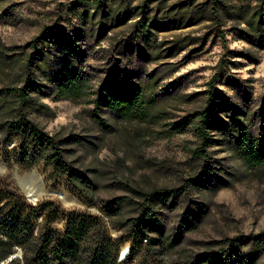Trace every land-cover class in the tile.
<instances>
[{
    "label": "rangeland",
    "instance_id": "374dc122",
    "mask_svg": "<svg viewBox=\"0 0 264 264\" xmlns=\"http://www.w3.org/2000/svg\"><path fill=\"white\" fill-rule=\"evenodd\" d=\"M75 1H0V53L8 60L0 75V89L23 85L21 62L29 53L26 44ZM204 1L105 0L103 36L97 35L99 13L93 23L86 24L77 16L63 14L61 33L86 54L83 67L90 90L95 91L108 75H119L120 83L141 87L152 104L147 116L132 120L116 119L104 110L100 113L103 127L93 118L91 93L65 98L45 82L48 89L34 95L37 105L25 106L30 120L68 141L66 158L96 183V191L86 198L40 153L8 131L5 121L19 107L15 98H8L0 109V209L6 204L25 205L31 210L34 235L46 218L64 232L68 213L98 215L106 233L119 244L118 264H185L202 251L218 249L228 239L264 233V163L246 162L220 127L209 130L208 164L213 176L207 179V187H187L184 194L155 207L164 227L161 234L151 233L135 243L130 230L131 219L140 211L136 191L179 188L199 175L202 162L193 152L200 142L189 116L203 109L208 83L219 66L217 121L230 122L236 111L246 120L251 139L264 143V48L250 46L229 32L228 22L226 48L245 55L232 58L215 25L202 20L204 14L191 18ZM136 23L150 25L148 41L134 36ZM21 183L35 186L36 194L29 196ZM43 190H62L77 203L65 206ZM115 198L122 199L123 212L109 220L104 204ZM189 212L195 219L187 218ZM183 220L194 228L182 229ZM150 239L158 242L149 247ZM124 246L129 247L130 256L120 261ZM251 249V242L246 243L243 255ZM255 264H264V244Z\"/></svg>",
    "mask_w": 264,
    "mask_h": 264
},
{
    "label": "trees",
    "instance_id": "16d2710c",
    "mask_svg": "<svg viewBox=\"0 0 264 264\" xmlns=\"http://www.w3.org/2000/svg\"><path fill=\"white\" fill-rule=\"evenodd\" d=\"M1 1V0H0ZM105 0H93L91 5L86 0H78L57 15L50 26L26 44L29 50L21 62L23 85L19 88L0 89V109L8 98H15L19 104L11 119L5 121L10 132H14L29 147L41 154L44 161L54 170L61 172L70 186L81 196L91 198L97 189L94 180L82 169L75 167L65 156L68 141L50 135L36 122L30 120L25 106H35V94H43L48 89L46 83L56 87L58 96L78 99L88 93L93 95L92 115L94 120L104 127L100 113L109 111L116 119L132 120L147 116L151 100H148L139 86L120 83L119 75H108L91 91L89 75L84 70L85 53L79 50L71 37L61 33L62 16H77L83 22L93 23L98 17V36H103L105 29ZM92 11V12H90ZM203 15V21L212 22L217 28V36L226 48L225 27L230 23L229 32H235L246 44L264 48V0H205L201 8L192 13V17ZM107 19V18H106ZM150 25L136 23L133 25L135 37L149 40ZM230 52L232 58L243 57L242 53ZM8 65L6 55L0 53V75ZM113 67V72H116ZM222 66L214 74L206 91V101L202 110L189 116L199 140V147L193 152L194 158L202 162L199 175L187 180L184 186L172 189H156L149 192L136 191L140 198L138 216L131 219L130 230L135 243L146 240L151 233L161 234L164 230L156 206H163L185 193L187 187L206 188L207 179L213 176L209 166L208 148L211 143L209 130L220 127L231 139L243 159L251 165L264 163V143L250 137L246 120L232 112L230 122L217 121V82L221 78ZM46 82V83H45ZM38 106H43L38 104ZM0 210V264L9 261L10 257L21 251V256L8 264H118L119 244L105 231L102 217L86 211L68 213L64 232L58 231L52 220L46 218L40 225L37 234L32 233V214L25 205H4ZM123 212L122 199L115 198L105 202L104 213L109 220ZM189 220L195 219L188 213ZM185 219V218H184ZM113 222V221H112ZM182 229L192 230V223L182 221ZM158 241L150 239L149 247ZM251 242L249 255H243L246 243ZM264 244V233L252 236H238L226 240L216 250H207L193 256L185 264H255L256 256Z\"/></svg>",
    "mask_w": 264,
    "mask_h": 264
},
{
    "label": "bare ground",
    "instance_id": "6f19581e",
    "mask_svg": "<svg viewBox=\"0 0 264 264\" xmlns=\"http://www.w3.org/2000/svg\"><path fill=\"white\" fill-rule=\"evenodd\" d=\"M22 181L24 182L25 179L22 180ZM21 184H23V183H21ZM22 188L24 189L25 193H27L29 196L35 195L36 192H37V188L35 186H32V184H23ZM42 193L43 194H46V195H52V196L57 197L60 201L63 202V204L65 206H70L72 204H76L77 203L73 198H71L67 193H65L62 190H60V191L43 190ZM128 252H129V247L128 246L122 247V249H121V255H122V257H125L128 254Z\"/></svg>",
    "mask_w": 264,
    "mask_h": 264
},
{
    "label": "water",
    "instance_id": "95a60500",
    "mask_svg": "<svg viewBox=\"0 0 264 264\" xmlns=\"http://www.w3.org/2000/svg\"><path fill=\"white\" fill-rule=\"evenodd\" d=\"M21 256V251H19L17 254L13 255L12 257H10L9 261L15 259V258H18ZM121 258H122V255H121Z\"/></svg>",
    "mask_w": 264,
    "mask_h": 264
},
{
    "label": "built area",
    "instance_id": "2783aa9c",
    "mask_svg": "<svg viewBox=\"0 0 264 264\" xmlns=\"http://www.w3.org/2000/svg\"><path fill=\"white\" fill-rule=\"evenodd\" d=\"M130 256V253L128 252V254L122 259L120 256V261H125L126 259H128Z\"/></svg>",
    "mask_w": 264,
    "mask_h": 264
}]
</instances>
